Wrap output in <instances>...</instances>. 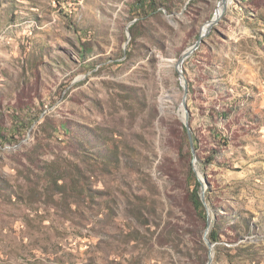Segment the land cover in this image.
Returning a JSON list of instances; mask_svg holds the SVG:
<instances>
[{"label": "rangeland", "instance_id": "obj_1", "mask_svg": "<svg viewBox=\"0 0 264 264\" xmlns=\"http://www.w3.org/2000/svg\"><path fill=\"white\" fill-rule=\"evenodd\" d=\"M223 1L0 0V264H206L193 168L212 264H264V0L182 65L194 160L180 115Z\"/></svg>", "mask_w": 264, "mask_h": 264}, {"label": "water", "instance_id": "obj_2", "mask_svg": "<svg viewBox=\"0 0 264 264\" xmlns=\"http://www.w3.org/2000/svg\"><path fill=\"white\" fill-rule=\"evenodd\" d=\"M226 10V5L224 6V9L222 10V12L216 16H214L213 19H211V21H209L206 26H207V30L206 32H204L203 34H201L198 38V40L186 51L183 53V55L179 58L178 62L176 63L175 65V69L177 70V72L179 73L180 77H181V80H182V85H183V89H184V94L182 96V102H181V106L183 107V110L185 112V116H184V123H185V128L187 130V135H188V139H189V143H190V147H191V152L192 154L194 155V158L193 160L195 159V154H194V149H193V141H192V137H191V131H190V127H189V124H188V117H189V112L187 110V93H188V90H187V86H186V82H185V78H184V75H183V71H182V65L184 63V61L186 59H188L195 51L196 49L199 48V46L201 45V43L203 42L204 38H206L211 29L217 25L219 23V21L221 20L224 12ZM135 22V21H134ZM132 22L128 27H127V30L129 29V27L134 23ZM193 171L196 173L197 175V179L201 185V193H200V199L204 205V207L206 208V211H207V228L204 232V235H203V240H204V243L205 245L207 246L208 250H209V257H208V261L206 264H212L213 262V256H214V253H213V249H214V244L210 241L209 239V233L211 231V218H210V215H209V210L207 209L206 207V204H205V187L196 171L195 168H193Z\"/></svg>", "mask_w": 264, "mask_h": 264}, {"label": "trees", "instance_id": "obj_3", "mask_svg": "<svg viewBox=\"0 0 264 264\" xmlns=\"http://www.w3.org/2000/svg\"><path fill=\"white\" fill-rule=\"evenodd\" d=\"M154 5H155V0H134V3L132 4L131 9L133 10V12H136L137 16H140L141 12H145L147 8L154 7ZM132 27L130 28V30H132ZM195 176H196V173L191 169L190 177L194 181H193V190L191 191L189 195L190 203L194 211L201 215V219L205 224L206 216L204 215V212H203L204 206L200 199V195L198 193L200 189V183L198 179H195ZM209 239L212 243L216 242L218 239V233L215 230H212L209 234Z\"/></svg>", "mask_w": 264, "mask_h": 264}, {"label": "bare ground", "instance_id": "obj_4", "mask_svg": "<svg viewBox=\"0 0 264 264\" xmlns=\"http://www.w3.org/2000/svg\"><path fill=\"white\" fill-rule=\"evenodd\" d=\"M229 1H230V0H224V1L221 3L220 7H219L218 10H217L216 16H218V15L222 12V10L224 9V6L227 5V3H228ZM206 30H207V26H205V27L202 29V33H201V34H203L204 32H206ZM181 82H182V80H181ZM171 100H175V99H174L173 97H171V94H170L169 92H167V91H163L162 94H161V96H160V102H161V105L164 107V106H166L167 103H170ZM182 110H183V107L180 106V115H181V118H183V117H182V113H181ZM213 253H214V251H213Z\"/></svg>", "mask_w": 264, "mask_h": 264}]
</instances>
